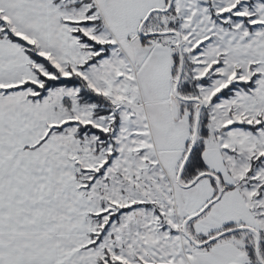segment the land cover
<instances>
[{
  "label": "snow or ice",
  "instance_id": "6c2138e0",
  "mask_svg": "<svg viewBox=\"0 0 264 264\" xmlns=\"http://www.w3.org/2000/svg\"><path fill=\"white\" fill-rule=\"evenodd\" d=\"M0 264H264V0H0Z\"/></svg>",
  "mask_w": 264,
  "mask_h": 264
}]
</instances>
